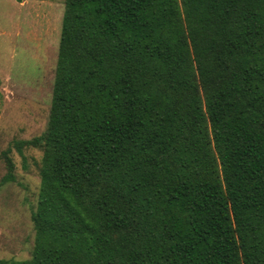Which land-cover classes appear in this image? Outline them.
Here are the masks:
<instances>
[{"label":"trees","instance_id":"obj_1","mask_svg":"<svg viewBox=\"0 0 264 264\" xmlns=\"http://www.w3.org/2000/svg\"><path fill=\"white\" fill-rule=\"evenodd\" d=\"M28 260L264 264V0H66Z\"/></svg>","mask_w":264,"mask_h":264},{"label":"rangeland","instance_id":"obj_2","mask_svg":"<svg viewBox=\"0 0 264 264\" xmlns=\"http://www.w3.org/2000/svg\"><path fill=\"white\" fill-rule=\"evenodd\" d=\"M66 0H0V259L28 260L40 191L42 148L13 147L15 182L4 153L48 126Z\"/></svg>","mask_w":264,"mask_h":264}]
</instances>
